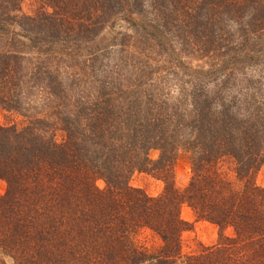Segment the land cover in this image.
Wrapping results in <instances>:
<instances>
[{
    "label": "trees",
    "instance_id": "obj_1",
    "mask_svg": "<svg viewBox=\"0 0 264 264\" xmlns=\"http://www.w3.org/2000/svg\"><path fill=\"white\" fill-rule=\"evenodd\" d=\"M24 1L0 0V106L29 115L0 125V264H264V188L255 181L264 85L238 68L264 63V0H38L34 15ZM120 21L141 34L146 57L177 45L189 59L223 58L201 74L224 80L212 90L213 78L185 74L172 100L162 87L142 90L143 79L121 80L114 74L144 60L123 32L106 43ZM120 40L111 74L107 51ZM76 66L83 74L62 71ZM231 78L245 85L229 89ZM47 108L54 121L37 115ZM181 149L192 168L184 190L173 174ZM136 171L157 175L164 192L133 188ZM184 205L218 228L215 245L183 253ZM146 231L158 247L141 242Z\"/></svg>",
    "mask_w": 264,
    "mask_h": 264
},
{
    "label": "rangeland",
    "instance_id": "obj_2",
    "mask_svg": "<svg viewBox=\"0 0 264 264\" xmlns=\"http://www.w3.org/2000/svg\"><path fill=\"white\" fill-rule=\"evenodd\" d=\"M39 6L40 3L38 2V0H25L22 3V11L25 14L34 15ZM146 9H149V7ZM140 19L138 16H134V20ZM130 26L131 24L124 21H120L115 26L114 31H112L111 28H107L103 34V37L106 39L108 38L109 41H106V43H109L111 42L110 40L118 32H123V35H127L128 37L130 36L131 38L129 37V44L127 45L128 52L131 55L135 54L137 57L140 56L139 59L141 58L144 61L142 62V64L139 62V64H136L134 67H125L124 69H122L120 74L119 71L117 72V74H114L116 73L115 69H119L118 66L116 68V60L119 58L120 55V40L118 41V43H114L116 44V47H111L107 51L110 53V58L108 59L109 65L107 66L106 72L114 74L115 76L117 75V77L121 80H124L125 78L129 77L132 78L133 81L137 79H143L145 80V84L141 87L142 90H145L147 88L150 89L152 87H162L163 89L161 90V92L163 94L161 95V97L162 99L167 100H172L176 96H179V94L181 93H179L180 83L176 81V79H179L180 77L186 79L185 74H191L193 77L197 76V78L205 82H207L208 80H212L213 78L212 82L210 81L207 83L210 86V89L212 90L215 89L214 85L220 84L224 80V76L221 73L215 74V76L217 75V78L215 77V80L214 75H211L210 73L208 75L201 74V71L203 73H207L210 72L211 69H219L223 65V58L213 60L209 56L200 57L197 55L195 58L189 59L184 54H182L181 48H179V46L177 45L173 46L175 48L171 47L170 45L168 47L164 46V50L160 49L159 47H154L155 51L150 50L147 57L144 56L140 53L141 45L143 47V43H140V41H143L142 36L140 33H135V31H133ZM103 61L104 64H106V58ZM231 66L232 65H230V67ZM104 67L106 69V66ZM145 67L149 70V73L151 71L152 74H148V72H146L142 77L141 75H143V72H141V68L145 69ZM68 68L69 69H65V67H62V71L69 72L70 74H83V71L80 70V67L76 66L73 68ZM238 68L240 69L241 73H245L246 77L250 76L251 78L261 81V83H263L264 85V63L251 67H242L240 65V67ZM131 73L133 74L132 76ZM175 73L177 75H175ZM259 74L263 75H261L260 77ZM239 82H242L244 84L245 80L242 81L238 79L233 81V78H231L227 87L233 90L237 87ZM187 87L188 85H186V88ZM133 88H135V85L133 86ZM38 101L39 99L36 101L35 104H37ZM49 110L50 108H47V110L42 111V114L37 115L48 116V114L52 112ZM30 113L33 114L34 111H30ZM28 116L29 115L22 116L20 113L14 111H6L0 106V125L5 126L14 123H22L28 120ZM55 118V116L50 114V120L54 121ZM159 156L160 151L158 149H151L149 151V157L151 160L156 161ZM173 174L176 188H178L179 190H184L192 177L190 155L185 150L181 149L179 151L177 160L175 162ZM255 181L259 187L264 188V166H262L261 169L257 172ZM97 185L100 188H104L105 186L102 180L97 181ZM130 185L133 188L142 190L151 197L160 196L165 189V183L162 181V179H160L157 175L152 172H134L130 178ZM6 188V183L0 180V196H3L5 194ZM181 217L190 225V229L185 231L182 235V251L184 254L192 253L199 250L201 245L212 246L218 242V228L208 222L197 220L194 212L187 205H184L182 207ZM140 238L141 242L149 248H156L160 245V241L158 240V238L152 235L149 231L144 232Z\"/></svg>",
    "mask_w": 264,
    "mask_h": 264
}]
</instances>
